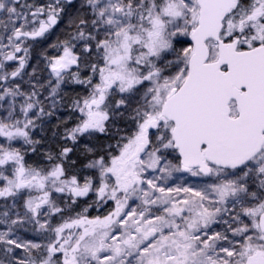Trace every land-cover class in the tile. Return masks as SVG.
I'll return each mask as SVG.
<instances>
[{
    "label": "snow or ice",
    "instance_id": "snow-or-ice-1",
    "mask_svg": "<svg viewBox=\"0 0 264 264\" xmlns=\"http://www.w3.org/2000/svg\"><path fill=\"white\" fill-rule=\"evenodd\" d=\"M66 84L77 122L34 166ZM0 264H264V0H0Z\"/></svg>",
    "mask_w": 264,
    "mask_h": 264
},
{
    "label": "rangeland",
    "instance_id": "rangeland-1",
    "mask_svg": "<svg viewBox=\"0 0 264 264\" xmlns=\"http://www.w3.org/2000/svg\"><path fill=\"white\" fill-rule=\"evenodd\" d=\"M76 4L78 7L79 0H76ZM64 27H65V24H61L58 28L54 29L53 34L50 36V40L48 41V43H50L52 40H55L56 37L62 33ZM27 43L30 45L34 44V42L32 41H27ZM45 48H47V43L42 42L41 44L33 46L30 49V58L28 60V65L26 66V69H25L26 73L32 72L33 67H36V66L41 67V68L43 67V64L38 63V62L41 60L40 53L44 51ZM49 51H51V49H49ZM17 55H23V53H18ZM16 63H17L16 61L7 62L8 70L11 71L16 66ZM41 75L44 76L46 75V73H42ZM24 78L27 79V76H25ZM64 86L61 92V96L63 97L62 104L57 106L55 114L51 118H45L41 127H38L33 132V138L41 141L40 145H38L41 148L39 149L41 153H43V151H47L49 148V143L54 142L55 139L63 140L62 136L64 134L65 128L73 127L75 126L77 122V119L75 118L74 119L75 121L73 123H69L68 118L62 114L64 112V106H67V108L71 109L72 99L77 96L85 95L86 91L82 89L81 90L78 89V91H74L73 93L69 94L66 92V90H64ZM25 87L27 86L25 85ZM113 130L115 131L114 128ZM127 130L130 131V129H127ZM85 139L86 138H84V140ZM68 142L71 143L70 141ZM177 175L180 176L181 174H177ZM200 180L201 178H191L183 174L181 179H175L173 181H169V186L175 187L178 184H183L185 186H196L200 183ZM55 195L57 194H54V196ZM135 203H138V202H135ZM135 203H133V206H135ZM214 227L219 228L218 225ZM18 235H20L22 239L38 240V237L36 236V234L32 233L31 231H28V232L21 231L18 233Z\"/></svg>",
    "mask_w": 264,
    "mask_h": 264
},
{
    "label": "trees",
    "instance_id": "trees-1",
    "mask_svg": "<svg viewBox=\"0 0 264 264\" xmlns=\"http://www.w3.org/2000/svg\"><path fill=\"white\" fill-rule=\"evenodd\" d=\"M78 89H82L84 91H86L84 88H82L79 85H74V84H66L64 86V90H66L67 93L71 94L74 91H78ZM63 115H65L68 120L69 123H73L76 118L77 113L73 112L72 109L67 108V106H64V112L62 113ZM120 127L122 128H126V125L123 121L119 122ZM112 131L114 132V130L112 129ZM82 137L80 140V144L79 146L76 148V150H74V152L71 154L72 159H75L77 161V165H76V170L82 169L83 164L86 162L85 157L82 155L84 148L83 146L85 144L89 145V146H96V145H104L105 149H107V146L109 143L111 144H115V140L112 139L111 136L109 137H99L97 140H90V139H85ZM65 142L63 140H59V139H55L54 142L49 143V148L47 151H52L53 153L57 152L59 147L61 145H63ZM69 146H71V143L67 142ZM38 149H41L38 146ZM115 149L113 148V151ZM46 151H43V153H41L39 150L38 152H31L29 151L26 155V160L28 163L33 164L34 166H40V167H48V161L44 158V153ZM101 152L99 149H97L96 151V155H100ZM71 170V169H70ZM187 176V174H184ZM63 206V205H61ZM87 204L82 200L80 201L77 205L73 206L75 211H72L71 213H65V216L67 215H72L75 216L77 213L83 211V208L86 207ZM114 207L113 203L110 201L107 205H104L102 207H97L95 205H93L91 208L88 209V212L86 213V215L88 216L89 219L95 218L97 216H101L103 217L104 215H107V213L111 210V208ZM60 222V218L56 217L53 219V223H59Z\"/></svg>",
    "mask_w": 264,
    "mask_h": 264
},
{
    "label": "flooded vegetation",
    "instance_id": "flooded-vegetation-1",
    "mask_svg": "<svg viewBox=\"0 0 264 264\" xmlns=\"http://www.w3.org/2000/svg\"><path fill=\"white\" fill-rule=\"evenodd\" d=\"M24 2L32 4L34 6H46L50 0H24Z\"/></svg>",
    "mask_w": 264,
    "mask_h": 264
}]
</instances>
